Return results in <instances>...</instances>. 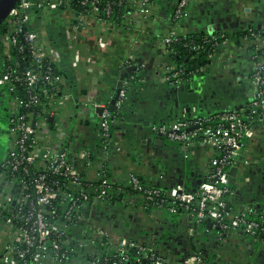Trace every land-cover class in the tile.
Instances as JSON below:
<instances>
[{
  "label": "built area",
  "instance_id": "1",
  "mask_svg": "<svg viewBox=\"0 0 264 264\" xmlns=\"http://www.w3.org/2000/svg\"><path fill=\"white\" fill-rule=\"evenodd\" d=\"M71 1L17 0L0 23V94L4 90L6 101L5 143L0 153V264H142V260L167 264L165 254L151 241L112 234L94 220L92 210L100 204L119 205L121 199L116 197L122 188H128L126 196L141 199L145 210L192 215L196 242L200 236L195 234L197 227L205 231L211 224L220 238L240 230L264 243V206L238 210L231 201L236 191L231 170L250 162L242 150L264 122V22L240 30L237 36L226 31L209 36L211 62L217 55L225 56L230 45L242 56L247 96L240 106L204 115L191 103L181 108L175 121L151 125L154 133L180 145L186 159L195 154L196 144L211 149L208 171L198 186L188 190L178 185L168 192L148 185L138 173L130 172L128 183L122 184L109 172L113 126L136 81L137 68L129 65L128 77L107 100L75 101L53 44L33 28L35 13L47 9L54 16L61 7L72 9L67 21L75 29L69 37L71 44L90 28L95 17L106 27L117 23L111 2L100 11V0H82V7H87L82 10ZM154 1L139 0L141 13H150ZM193 1L177 0L173 24L180 25ZM128 3L120 1L124 9ZM186 33L170 28L162 38L163 52L169 56V45ZM96 39L101 49L109 47L104 34ZM80 53L76 49L75 55ZM22 64L26 66L20 69ZM176 67L171 60L166 64L163 81L178 87L185 81L182 69ZM77 105L91 108L100 117L102 151H91L77 141L75 130L86 117L84 112L80 115ZM203 250L173 264H215Z\"/></svg>",
  "mask_w": 264,
  "mask_h": 264
},
{
  "label": "crops",
  "instance_id": "2",
  "mask_svg": "<svg viewBox=\"0 0 264 264\" xmlns=\"http://www.w3.org/2000/svg\"><path fill=\"white\" fill-rule=\"evenodd\" d=\"M128 1L131 3L126 6L125 16L117 23L106 27L95 17L90 28L72 44L69 37L75 34V29L67 23L72 17L69 7H61L54 16L48 14L47 9L35 13L32 26L53 44L75 101L107 100L128 77L129 65L137 68L139 78L130 85L121 117L116 127L113 126L114 145L107 159L111 177L127 184L129 173L135 172L148 185L160 186L168 192L178 185L194 190L208 171L211 149L196 144L195 154L186 159L180 145L151 129L152 124L175 121L181 108L193 103L175 85L163 81L164 68L170 58L162 50V38L172 27L182 34L198 31L236 34L264 22V0H194L180 25L171 20L177 0H156L149 5L148 14L141 13L139 0ZM101 34L110 41L106 49L97 44L96 37ZM76 49L81 52L79 56L75 55ZM225 52V56H215L206 67L212 78L208 83L224 85L220 100L217 101L213 93L205 96L196 84L201 97L195 104L204 115L236 108L246 99L243 79L246 68L242 56L233 45ZM1 92L0 137H3L6 101L4 90ZM77 106L78 112L81 109L80 115L84 112L86 116L75 130L77 141L91 151H102L98 137L100 117L89 107ZM2 144L0 140V153ZM242 151L250 162L236 166L231 179L236 191L231 201L238 210L248 205L263 207L264 122L257 126L256 136ZM118 202L116 208L108 203L94 208V220L112 234L127 235L140 242L151 241L165 254L167 264L181 261L199 248L214 258L215 264H264V243L243 231L227 234L223 239L207 224L208 230L201 231L199 227L195 230V234L200 233L196 242L191 231L195 219L189 213L145 210L141 199L133 195H123Z\"/></svg>",
  "mask_w": 264,
  "mask_h": 264
},
{
  "label": "trees",
  "instance_id": "3",
  "mask_svg": "<svg viewBox=\"0 0 264 264\" xmlns=\"http://www.w3.org/2000/svg\"><path fill=\"white\" fill-rule=\"evenodd\" d=\"M121 0H100L98 6L100 11L103 9L104 5L108 2L112 3V11L114 18L119 21L123 14L125 13L124 4L120 5ZM82 0H72L71 5L79 10L86 9L87 7H82ZM176 6H173L172 12L175 10ZM215 34L217 32H214ZM241 31L233 34L232 36H237ZM210 33L198 31V32H188L184 35L177 37L170 45V60L173 61L178 69L181 71V79L183 81L189 82L191 79H194L196 76L205 72L209 73L206 70V67L211 63L210 55L213 52L212 41L209 39ZM15 55L21 56V53L18 50H15ZM26 65L22 64L20 69L25 68ZM176 67V69H177ZM136 81L139 77L135 74ZM172 84V83H170ZM248 115L249 113L246 112ZM121 116V115H120ZM124 191H119V195L116 197L121 199V197L126 195L125 190L128 191V188H122ZM131 192H134L130 189ZM258 219V216L255 217ZM142 264H147L146 261L142 260Z\"/></svg>",
  "mask_w": 264,
  "mask_h": 264
},
{
  "label": "water",
  "instance_id": "4",
  "mask_svg": "<svg viewBox=\"0 0 264 264\" xmlns=\"http://www.w3.org/2000/svg\"><path fill=\"white\" fill-rule=\"evenodd\" d=\"M17 0H1L0 2V23L2 22V20L5 18V16L7 15V13L10 11V9L15 5V2ZM205 72H202L201 74H199L198 76H196L194 79H191L189 82H183L180 86L176 87L178 89V91L180 93H185L186 95H188V99L192 101L193 103L198 102L199 98L201 97V95L199 94L198 90H197V86L195 82V80L197 81V78L199 76H203L205 75ZM120 86V84H119ZM236 167H233V169L231 170V174L234 175V173L236 172Z\"/></svg>",
  "mask_w": 264,
  "mask_h": 264
},
{
  "label": "rangeland",
  "instance_id": "5",
  "mask_svg": "<svg viewBox=\"0 0 264 264\" xmlns=\"http://www.w3.org/2000/svg\"><path fill=\"white\" fill-rule=\"evenodd\" d=\"M199 78H200V80H199ZM208 80L210 82V80H212V78H210L208 76V74H205L203 76H199L197 78V81L195 80V82L199 84L200 91L203 92L205 96L213 93L216 95V100L219 101L220 100V92H222L224 85L221 82L208 83ZM201 101H202V99H201ZM217 104H219V103H217ZM217 107H219V105ZM0 140H2V143L4 144L5 143V136H3V137L1 136Z\"/></svg>",
  "mask_w": 264,
  "mask_h": 264
}]
</instances>
